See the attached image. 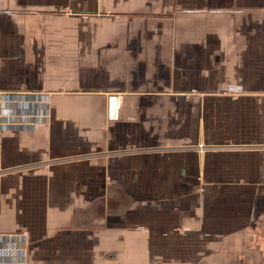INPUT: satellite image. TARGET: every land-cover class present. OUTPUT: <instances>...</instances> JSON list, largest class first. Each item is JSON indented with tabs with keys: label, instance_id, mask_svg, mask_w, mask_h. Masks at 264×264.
<instances>
[{
	"label": "crops",
	"instance_id": "obj_1",
	"mask_svg": "<svg viewBox=\"0 0 264 264\" xmlns=\"http://www.w3.org/2000/svg\"><path fill=\"white\" fill-rule=\"evenodd\" d=\"M0 170V264H264V0H0Z\"/></svg>",
	"mask_w": 264,
	"mask_h": 264
},
{
	"label": "built area",
	"instance_id": "obj_2",
	"mask_svg": "<svg viewBox=\"0 0 264 264\" xmlns=\"http://www.w3.org/2000/svg\"><path fill=\"white\" fill-rule=\"evenodd\" d=\"M203 148H204V147H203V146H201V147H200V150H203ZM0 172H1V170H0Z\"/></svg>",
	"mask_w": 264,
	"mask_h": 264
},
{
	"label": "bare ground",
	"instance_id": "obj_3",
	"mask_svg": "<svg viewBox=\"0 0 264 264\" xmlns=\"http://www.w3.org/2000/svg\"><path fill=\"white\" fill-rule=\"evenodd\" d=\"M114 101V100H113ZM114 107V106H113ZM115 108V107H114Z\"/></svg>",
	"mask_w": 264,
	"mask_h": 264
}]
</instances>
